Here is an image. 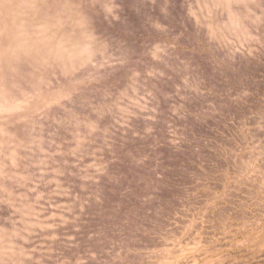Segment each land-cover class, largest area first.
Returning a JSON list of instances; mask_svg holds the SVG:
<instances>
[{
	"label": "rangeland",
	"instance_id": "rangeland-1",
	"mask_svg": "<svg viewBox=\"0 0 264 264\" xmlns=\"http://www.w3.org/2000/svg\"><path fill=\"white\" fill-rule=\"evenodd\" d=\"M0 264H264V0H0Z\"/></svg>",
	"mask_w": 264,
	"mask_h": 264
}]
</instances>
